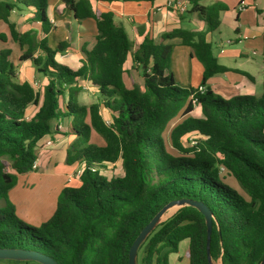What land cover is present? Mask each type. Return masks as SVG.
<instances>
[{
	"label": "trees",
	"instance_id": "trees-1",
	"mask_svg": "<svg viewBox=\"0 0 264 264\" xmlns=\"http://www.w3.org/2000/svg\"><path fill=\"white\" fill-rule=\"evenodd\" d=\"M114 2L118 0H95ZM146 1L154 0H121ZM191 13L205 23L204 31L175 29L161 40L179 39L192 50L203 67L201 86L226 71L211 52L206 35L219 26V14L227 6H208L188 0ZM75 20L92 19L95 44L82 48L84 60L77 70L55 61L66 43L55 49L36 33H19L9 22L20 7L35 9L32 21L47 34L46 0L0 1V22L21 51L18 61H31L46 77L42 99L33 87L16 81L12 51L0 34V249L35 251L58 264H128V251L139 232L169 202H202L212 212L210 258L221 264H260L264 257V93L260 97L236 96L224 100L209 88L175 85L170 58L172 44L156 43L149 35L132 55L140 69L142 86L127 88L124 65L131 42L111 13L93 10L89 0H62ZM36 51L41 54L34 55ZM98 89L99 102L88 107L76 102L78 82ZM68 90L66 105L59 97ZM196 105L201 117L188 116ZM31 106H38L28 117ZM110 114L108 124L100 115ZM71 118L76 135L66 154V164L84 163L80 186L66 187L58 195L53 215L38 227L24 225L15 214L8 192L17 176L33 171L37 142L53 131L52 121ZM102 145L91 143V132ZM199 135L194 146L183 143ZM165 139L178 155L166 151ZM121 161L123 177L107 178L101 170ZM223 169L234 186L224 183ZM241 191V193L237 190ZM188 240L189 264H207L206 225L192 207H183L159 222L139 246L136 264H169L179 243ZM0 264H38L32 261L0 260Z\"/></svg>",
	"mask_w": 264,
	"mask_h": 264
},
{
	"label": "crops",
	"instance_id": "crops-1",
	"mask_svg": "<svg viewBox=\"0 0 264 264\" xmlns=\"http://www.w3.org/2000/svg\"><path fill=\"white\" fill-rule=\"evenodd\" d=\"M1 1V0H0ZM13 1V0H4ZM93 10L111 13L113 22L126 32L130 42L131 51L124 65L123 82L127 88L136 84L142 86L140 69L133 63L132 55L142 42L145 35H149L156 43L172 44L173 51L170 58V70L175 85L181 88H198L202 79L203 67L192 56V50L180 44L179 39L161 40V37L172 30L182 29L189 31H204L205 23L196 13L189 12L188 0H154L98 2L89 0ZM198 4L208 6L219 2L227 6V10L219 14L218 28L206 35V41L211 45V52L220 66L226 71L211 76L205 89L209 88L214 94L224 100L236 96L260 97L264 93V0H197ZM173 4L168 7L167 4ZM183 4L184 12H179L176 5ZM35 9L33 7L13 11L9 22L19 33L34 31L37 41L46 38L47 45L55 49L59 43L68 46L64 52L55 55V61L72 70H77L84 60L82 48L91 50L95 44V25L92 19L77 21L72 12L65 7L62 0H46L45 14L51 24L47 34L41 31V24L33 22ZM230 27L232 36L222 40L220 28L222 23ZM0 34L7 42L1 46L9 48L13 54L16 67V81L27 82L38 92L40 105L43 89L47 79L39 74L31 61H18L21 51L16 43L10 40L8 27L0 22ZM41 54L36 51L35 56ZM37 85V87L35 86ZM80 92L76 95V102L80 106H90L99 102L98 89L87 81L80 80L77 84ZM68 99V90L59 97V105L63 108ZM38 106H31L27 111L32 117ZM199 110L197 113L196 110ZM105 122L110 121V114L103 107L99 110ZM200 118V107L195 105L188 115ZM53 131L42 137L36 144V169L32 172L17 176L16 185L8 192V199L15 208V214L23 211V217L33 226L46 222L55 212L56 202L60 192L66 187H79L78 172L84 169V163L78 161L72 165L66 164V154L76 135L71 129V118L52 121ZM186 136L183 138V143ZM50 146H46V142ZM91 143L102 145V140L93 131ZM113 164L105 166L107 178L120 177L118 174L108 172ZM39 201V202H37ZM38 203V204H36ZM188 240L179 243L176 254L169 256V264H189L185 257Z\"/></svg>",
	"mask_w": 264,
	"mask_h": 264
},
{
	"label": "water",
	"instance_id": "water-1",
	"mask_svg": "<svg viewBox=\"0 0 264 264\" xmlns=\"http://www.w3.org/2000/svg\"><path fill=\"white\" fill-rule=\"evenodd\" d=\"M183 207H192L196 209L204 218L206 225V258L207 264H213L210 258V239L212 232V212L202 202L193 200H177L169 202L165 205L152 219L151 221L139 232L135 240L133 241L128 251V264H135L136 253L145 240L148 234L155 228V226L167 218L171 217L176 211ZM0 260L9 261H32L38 264H58L51 257L41 254L35 251L28 250H16V249H0ZM221 264V260H218ZM260 264H264V257Z\"/></svg>",
	"mask_w": 264,
	"mask_h": 264
},
{
	"label": "rangeland",
	"instance_id": "rangeland-1",
	"mask_svg": "<svg viewBox=\"0 0 264 264\" xmlns=\"http://www.w3.org/2000/svg\"><path fill=\"white\" fill-rule=\"evenodd\" d=\"M220 33H221V36H222V40H224V41H225L228 37L234 35L232 29H231L230 27H228V26L225 24V22L222 23V26H221V28H220ZM180 88H181V87H180ZM196 112L198 113L199 110L197 109ZM200 113H201V111H200ZM165 147H166V151H167L168 154H170V155L173 154V155H175V156L178 155L177 153H175V152L171 149V147H170V145H169V142H168V139H165ZM120 171H122V168H121V165H120L119 162L116 164V166H114V167H110V169L108 170L109 173L114 174V175H115V174H118ZM101 173H102V174L106 173V170H105V169H102V170H101ZM220 176L224 178V183H225V184H227V185L230 186V187H236V186H234V182L232 181V179L229 178V177H227V174H226V172H225L223 169H221V171H220ZM237 190L241 193V191H240L238 188H237ZM241 194H242V193H241ZM37 202H39V201H37ZM36 204H38V203H36ZM20 215H21V217H23V211H22V212H19V216H20ZM21 217H18V219H19L20 222H22L24 225L29 226V227H36V226H33V224L27 222L26 219L21 218ZM37 227H38V226H37ZM141 256H142V251H138V252L136 253L135 264L139 262ZM213 264H219V261L213 262Z\"/></svg>",
	"mask_w": 264,
	"mask_h": 264
},
{
	"label": "built area",
	"instance_id": "built-area-1",
	"mask_svg": "<svg viewBox=\"0 0 264 264\" xmlns=\"http://www.w3.org/2000/svg\"><path fill=\"white\" fill-rule=\"evenodd\" d=\"M167 6H168V7H173V4L168 3ZM176 7H177V9H178L179 12H184V11L186 10V8H185V6H184L183 4H182V5H181V4H177ZM35 86L37 87L36 84H35ZM204 91H205V88H204L203 86H199V87L197 88V92H199V93H203ZM192 103H193L194 106H195V105H196V100L193 99V100H192ZM106 123L108 124V122H106ZM198 137H199V135L196 134V133H190V134L186 135V138H185V140H184L185 145H186V146H189V147L194 146V145L196 144V142H197ZM45 145H46V146H50L51 143L48 141V142L45 143ZM107 165H108V164H107ZM32 169H33V170L36 169V163H35V162H34L33 165H32ZM82 171H83V170H82ZM82 171L78 172V175H81ZM120 177H123V172H122V174H121Z\"/></svg>",
	"mask_w": 264,
	"mask_h": 264
}]
</instances>
